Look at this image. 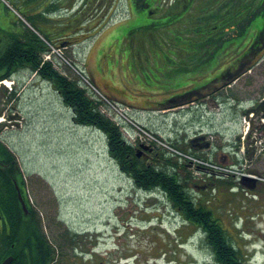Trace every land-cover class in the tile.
Listing matches in <instances>:
<instances>
[{
  "label": "rangeland",
  "instance_id": "1",
  "mask_svg": "<svg viewBox=\"0 0 264 264\" xmlns=\"http://www.w3.org/2000/svg\"><path fill=\"white\" fill-rule=\"evenodd\" d=\"M2 1L23 16L8 0ZM62 1L60 7L49 8V16L54 18L51 23L81 15L82 27L74 30L71 38L62 36L52 43L57 52L62 48L73 65L67 67L61 56H53L60 74L76 80L81 88L86 84L79 73L87 76L100 92L91 89L92 99L106 103V96L127 105V113L164 140L184 147L199 137L192 151L206 161L211 151L203 147L205 143L222 155L233 144L239 146L237 137L245 130L241 111L264 96V84L260 85L264 81H257L264 69L248 72L231 87H223L217 83L218 70L233 60L224 61L221 53L215 70L211 55L203 52L200 59L204 64L198 67L192 51L181 53L180 40L173 37L170 44L168 39H161L158 27L144 25L149 20L132 17L133 8L127 1L105 5L91 0L90 8H85L81 0ZM84 9L86 15L81 14ZM63 39L64 43L58 44ZM184 63L189 69L181 71ZM7 85L11 89L1 84L6 95L0 94V141L21 165L26 190L43 218L46 235L52 243L60 242L61 255L66 254L62 264H209L214 260L204 234H196L197 229L182 224L179 216L173 219L172 205L165 198L159 202L144 191H136L132 180L110 157L104 133L76 125L71 110L48 82L22 71ZM11 92L15 95L9 99ZM251 94L253 100L248 101ZM192 98L197 100L190 103L188 99ZM105 112L111 117L109 110ZM233 150L232 156L245 170L260 160L247 164L240 148L237 151L235 146ZM171 151L166 157L174 159L172 171L184 167L182 174L205 182L210 179L208 162L185 155L197 162L192 165ZM193 187L195 198L212 195L207 210L228 228L229 236L237 242L234 246L243 250L241 264H263L264 201L259 202L242 188L241 192H230L223 187ZM252 254L253 260L247 261ZM75 255L81 263L71 261Z\"/></svg>",
  "mask_w": 264,
  "mask_h": 264
},
{
  "label": "trees",
  "instance_id": "2",
  "mask_svg": "<svg viewBox=\"0 0 264 264\" xmlns=\"http://www.w3.org/2000/svg\"><path fill=\"white\" fill-rule=\"evenodd\" d=\"M8 1L20 9L27 23L0 0V82L5 79L12 80L22 71L36 74L38 78L48 82L61 98L63 105L71 110L72 120L76 125L92 127L104 133L110 157L120 171L132 180L135 187L145 191L157 188L165 191L174 207H181L186 219L191 223H198L220 264H241L240 247L237 245V249L234 246V241L228 238L224 228L205 205L195 203L189 197L185 186L181 184L183 179L179 172L171 169L175 166L174 159L166 157L160 150L155 151L151 162L144 157H138L135 147L126 140L120 129L100 112L99 105L102 101L92 99L88 88H81L76 80L68 79L50 62L44 61L43 56L51 51L52 43L62 39V36L71 38V33L82 27L81 15L67 22L59 21L53 24L51 20L54 18L49 16L48 10L51 7H60L62 0ZM86 12L84 9L81 14L86 15ZM171 16L175 20L176 15ZM140 17L145 21H152L149 12L141 13ZM144 25L149 26L146 22ZM60 32L64 34L59 35ZM69 40L68 42L72 43V40ZM203 41L204 39L200 40L201 47L204 46ZM62 43L64 39L58 44ZM202 53L203 50H200L192 60L203 65L204 61L200 59ZM183 70L188 69L183 66L181 71ZM222 77L221 75L220 78ZM9 94V99L15 95L13 92ZM1 95H6V89L2 90ZM196 100L188 99L189 102ZM0 160V211L3 218L0 263L12 255L13 264H50L55 258V247L59 246H54L55 242L51 243L45 233L43 219L31 204L27 202L28 213L24 211L15 184H19L22 194L25 195V180L17 158L1 142ZM218 182L228 186L230 184V181L221 179Z\"/></svg>",
  "mask_w": 264,
  "mask_h": 264
},
{
  "label": "flooded vegetation",
  "instance_id": "3",
  "mask_svg": "<svg viewBox=\"0 0 264 264\" xmlns=\"http://www.w3.org/2000/svg\"><path fill=\"white\" fill-rule=\"evenodd\" d=\"M121 0H100L102 4H117ZM136 10L133 15L138 18L140 13L138 7L146 8L152 21L148 22L150 27H158L168 41L169 37H175L180 40L182 49L186 52L191 50L193 53L199 49L211 53V64L216 67L219 56L223 53L224 61L233 60L228 65L220 68L223 71L224 83L235 74L242 75L252 72L253 70L264 69V0H125ZM84 4L91 3V0H83ZM175 14V20L171 16ZM204 39V46H200V40ZM177 45L179 42H177ZM191 47H194L193 49ZM234 53L235 56L227 57ZM215 58V59H213ZM264 81V73L258 74L257 81ZM264 83H261L262 85ZM264 95V92H263ZM248 101H252V94ZM264 96L257 102H252L250 108H255ZM246 101V100H245ZM248 108V109H250ZM244 110L242 113L244 114ZM253 126L245 137V144L252 140L253 132H258L262 140V146L259 154L254 155L253 151L247 150L242 158L247 164H253L258 160L255 166H250L249 172L256 176L254 183L246 187L250 191L256 192L258 201H264V114L255 116ZM228 155H226L227 157ZM255 156V157H254ZM2 161V160H0ZM232 162V161H231ZM258 164V165H257ZM188 175H182L181 184L185 188L197 187V183ZM227 181H233V178H225ZM215 177L209 183L213 187ZM235 184L240 187V182L234 180ZM205 187V186H203ZM191 197V196H190ZM193 197V196H192ZM194 198V197H193ZM175 208V207H174ZM181 207L175 208L181 212ZM196 224V223H195ZM198 224V223H197ZM65 239H61L63 241ZM62 254V253H61ZM58 256L50 264H62L66 254ZM80 256V255H79ZM72 262H80L78 256L71 258ZM66 262V261H65Z\"/></svg>",
  "mask_w": 264,
  "mask_h": 264
},
{
  "label": "water",
  "instance_id": "4",
  "mask_svg": "<svg viewBox=\"0 0 264 264\" xmlns=\"http://www.w3.org/2000/svg\"><path fill=\"white\" fill-rule=\"evenodd\" d=\"M263 108H264V103H262V104L259 106V108H258L257 110H250V111H248L247 114H249L250 112H258L259 110H262ZM207 146H208V145H207ZM141 147H143V148H145V149H148L146 146H141ZM19 197H20V199H21V202H22V204H23L24 209H26V205H25V202H24L23 199H22L21 194H19ZM0 218H1V214H0ZM12 260H13V258H12V257H9V258H7L2 264H11Z\"/></svg>",
  "mask_w": 264,
  "mask_h": 264
},
{
  "label": "bare ground",
  "instance_id": "5",
  "mask_svg": "<svg viewBox=\"0 0 264 264\" xmlns=\"http://www.w3.org/2000/svg\"><path fill=\"white\" fill-rule=\"evenodd\" d=\"M61 70H62V69H61ZM3 84L7 85V82L5 81V82H3Z\"/></svg>",
  "mask_w": 264,
  "mask_h": 264
}]
</instances>
